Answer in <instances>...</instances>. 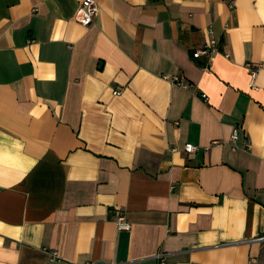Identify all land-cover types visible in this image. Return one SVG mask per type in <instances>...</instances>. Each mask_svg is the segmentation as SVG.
I'll return each mask as SVG.
<instances>
[{
    "label": "crops",
    "instance_id": "1",
    "mask_svg": "<svg viewBox=\"0 0 264 264\" xmlns=\"http://www.w3.org/2000/svg\"><path fill=\"white\" fill-rule=\"evenodd\" d=\"M81 1L0 0V264H264V0Z\"/></svg>",
    "mask_w": 264,
    "mask_h": 264
},
{
    "label": "built area",
    "instance_id": "2",
    "mask_svg": "<svg viewBox=\"0 0 264 264\" xmlns=\"http://www.w3.org/2000/svg\"><path fill=\"white\" fill-rule=\"evenodd\" d=\"M96 11H97V5L95 0H82L77 8L75 14V20L83 26H88L93 22L94 17L96 15ZM217 50H218V41L213 37H210L206 43H204L200 47L195 48L192 51V57L197 58L200 56H207L208 58H210V56L213 55V53H215ZM246 66L250 72V84H251L257 70L262 66V63L252 62V63H247ZM170 80L173 84L184 89H188L191 86L189 82H187L184 78L178 75H172ZM122 90L123 87L117 86L115 89H113L112 94L118 95L121 93ZM201 97L203 100H207V96L205 94H202ZM237 136H238V129L234 128L230 136V141L234 142L237 139ZM216 142L217 141H213V143ZM246 146H249L248 142L246 143ZM196 149L197 146L190 143H187L184 146V151H186L187 153H193L196 151ZM112 213H113L112 218L118 230H127L130 227V223L126 218V214L124 213V211H122L121 209H113ZM257 237L259 239H264V233L260 234ZM55 254L56 252L52 250L51 251L52 257ZM84 264H108V263L88 261Z\"/></svg>",
    "mask_w": 264,
    "mask_h": 264
}]
</instances>
